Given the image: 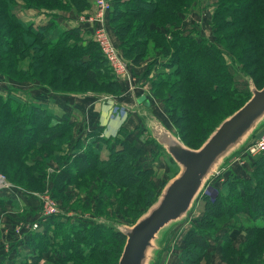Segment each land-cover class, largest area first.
Listing matches in <instances>:
<instances>
[{
    "label": "trees",
    "instance_id": "16d2710c",
    "mask_svg": "<svg viewBox=\"0 0 264 264\" xmlns=\"http://www.w3.org/2000/svg\"><path fill=\"white\" fill-rule=\"evenodd\" d=\"M19 2L37 11L71 9L81 13L90 8L91 0H0V79L7 86L10 80L37 83L51 94L63 97L68 94L108 96L121 92L113 69L88 34L80 27L62 29L52 20L42 25L24 22L13 12ZM113 2L109 24L113 36L120 42L123 57L136 67L151 55L156 56L155 62L162 69L152 84L156 92L163 89L170 96L164 102L172 118H184L190 124L194 131L193 138L186 136L190 141L170 130L190 149L198 148L224 118L250 98V80L257 89L264 86V81L260 83L257 78V74L264 78V0H210V7L215 11L209 22L215 40L202 37L198 25L188 27L184 21L183 17L194 9L197 0ZM122 19L127 23L121 24ZM243 51L248 57L243 56ZM191 59L196 60L199 68L187 62ZM24 61L28 65L21 68ZM250 67L252 70H247ZM232 70L248 78L247 89L240 88ZM70 82L72 86L64 88ZM98 88L101 90L97 91ZM13 90L8 86L5 94L0 93V173H4L8 182L25 192L40 190L46 159L51 156L56 164L51 175L53 196L63 194L73 185L88 198L83 205L77 204L78 209L91 213L89 200H92L94 179L100 189L111 194L99 196L92 208L94 217L77 224L58 221L61 220L58 216L36 218L38 229L25 232L13 245L16 251L20 246L25 247L22 259L4 254L0 264H44L43 261L46 264H117L126 240L118 227L100 221H112L111 199H117L118 210L125 219L115 226L132 225L155 203L168 180L178 172L177 166L168 155L165 162L170 167L169 178L157 189L152 180V167L137 163L147 153L136 140L130 141L126 136L105 139L100 137L103 128L96 126L90 131L91 142L84 144L69 115H60L43 102H22L11 94ZM262 133L263 130L257 129L252 139ZM147 134L149 142L162 149ZM103 150L107 151V157L101 155ZM249 164L250 174L238 177L229 172L225 182L215 188L217 195L204 197L206 210L199 222L186 231V247L180 250L178 264H210L215 248L221 249L223 264H264V206L261 205L264 203V153L254 156ZM125 176L134 184L118 183ZM20 181L26 182V187L20 186ZM4 191L8 190L0 191V208H5L6 201L18 207L15 198L5 200L8 194ZM200 194L199 198L203 196ZM215 204H220L221 209L213 210L209 216L207 209ZM237 213H245L253 220L259 218L262 224L237 227L239 232H245V241L235 250L228 234L230 230H224L228 218ZM232 222L237 223L234 219ZM220 232L222 235L217 236ZM113 239L117 240L114 249L109 245ZM108 249L113 255H109ZM188 251L196 252L195 261L186 262Z\"/></svg>",
    "mask_w": 264,
    "mask_h": 264
},
{
    "label": "rangeland",
    "instance_id": "374dc122",
    "mask_svg": "<svg viewBox=\"0 0 264 264\" xmlns=\"http://www.w3.org/2000/svg\"><path fill=\"white\" fill-rule=\"evenodd\" d=\"M97 0H91L90 8L81 12L76 13L71 9L68 10H48V11H37L28 9L22 2H19L16 4L14 9V14L18 19H21L24 22H31L35 25L44 24L45 22H49V20H52L57 24V27H66L67 29H71L72 26H79L83 28V31L85 34L89 35V39L93 40V32L98 27V24L95 22L88 23V22H82L81 24L80 17H86V18H95L98 14L97 12V6H96ZM110 3L108 13L106 14L105 20H104V26L107 27V30L109 33H111L113 42L115 44V47L118 51V54L122 57L123 61L126 63L127 67L130 71V80L125 79H116L120 82L121 85V92H118L116 94H109L107 98L108 103V111L113 116L114 119L119 120V125H121L114 134L108 136L104 135V129L102 130L100 137H103L105 139H112L113 137L124 138L126 136L127 139L130 141L136 140V143L138 146L142 147L147 153V155L142 156L137 161L138 165L141 164L143 167H152L154 170V176L152 177V180L155 182V185L157 186V189L161 188L164 183L167 182L170 174V167L167 166L165 160H167L168 155H166L165 152L162 151V149L158 148L156 145L151 144L148 140V134L146 132L147 127H149L148 122L150 121V117L154 116L156 119H158L161 124H163L166 128L169 130H172L174 132L181 133L184 137H194V131H192L190 128V124L184 121V118L177 119L176 117L172 118V115L169 114L167 108L165 107V99H169V95L164 91L163 89L161 91L156 92V88H154L152 84V80L158 76V70H161L160 65L155 62L156 56L151 55L149 58L145 59L143 62H141L140 65L132 66L128 60H126L123 57L122 52L119 49L120 42L116 40V38L113 36L112 27L109 24V16H110V9L114 6L113 0H108ZM211 2L210 0H197V2L193 5V8L191 12H189L187 15H185L183 18L184 21L187 23L188 27H191L192 25L197 26L201 29L200 35L202 37H208L211 40H215V36H213V31L211 30V24L209 22L210 18L212 17L213 12L215 11L213 7H210ZM122 23H127L126 19L121 20ZM76 24V25H75ZM120 24V23H119ZM61 27V28H62ZM111 37V36H110ZM244 50V49H243ZM246 51V50H245ZM245 51H243V56L248 57L247 54H244ZM190 65L197 66V62L194 59H191L187 61ZM28 65L27 61L21 62L20 67H26ZM151 67V71H150ZM199 68V66H197ZM150 71L148 74H146L147 71ZM249 71L252 70V67L250 69H247ZM206 72V70L203 71V73ZM256 73V72H255ZM232 74L234 79L238 82L240 85V88L246 87L247 77L243 75L242 72H239L238 70H232ZM257 74V73H256ZM255 74V75H256ZM264 74V73H262ZM82 75V74H81ZM74 78H77L75 76ZM257 78L259 79L260 83H263L264 78L262 76H259L257 74ZM4 82L2 79H0V93L5 94L6 90L8 89V86H11L14 90L11 92L14 97L21 100L22 102H42L46 101L50 104L52 103L54 106H59L60 99L58 95L48 94L47 99L44 98V95H46V92H40L37 89V83H32L33 86H36V90H34V87L32 89H26L27 90V96H26V90L25 86L22 84H31L27 82H15L10 80L8 83ZM72 86L71 82L66 84L64 88L68 89ZM41 89V87H39ZM45 91H49L46 88H42ZM65 89V90H66ZM81 89V88H80ZM43 90V91H44ZM88 90V89H86ZM89 90H92V88H89ZM101 89H97L99 91ZM43 93V94H42ZM146 96L147 99L145 102L139 104L137 102L139 96ZM65 96H71L70 94ZM87 97V95H85ZM96 98V96H94ZM103 98V96H100V98ZM50 98V101H49ZM163 98V99H161ZM97 99V98H96ZM104 99V98H103ZM44 103V102H43ZM45 103V104H47ZM56 108V107H54ZM59 109V107H58ZM56 108V111H58ZM136 109V110H134ZM64 111L68 112L70 111V106L66 105ZM171 115V116H170ZM175 116V114H174ZM112 118V119H113ZM260 130H263L264 134V124L260 126ZM192 137V138H193ZM187 140L190 141V138L186 137ZM257 138H249V140L246 142V145L248 143L253 142V140H256ZM92 139L88 137H84L82 139L83 143L86 144L88 142H91ZM195 145V143L193 144ZM84 147V146H83ZM264 151L257 152L255 154H249L246 153L244 150V147L237 153L228 158L225 163H223V166L218 170V174L211 177V181L204 187L202 190V195L198 202L196 203L195 207L193 208L186 220L176 223L173 226L170 227L168 231H165L161 235V240L158 242V245L160 248H162L161 252H159L157 262L155 264H178L179 263V254L181 253L180 250H184L186 245L184 241V236L186 231L189 228H192L193 225L199 222V219L203 216L204 211L206 208H204V197L209 196H216L218 191L215 189L219 186H221L225 182V177L229 172L235 173L238 175V177H241L243 173L250 174V161L251 159L258 155L262 154ZM103 157H107V151L103 150L102 154ZM42 157L45 159L46 156L42 155ZM51 156L47 157L46 161V167L44 169L45 175L42 177V185L43 187L40 190H30L32 193L37 194L38 196H42L45 199H50L52 203L59 208L61 211V214L58 215V221H63V223H70L73 222L77 224L80 220H84L85 218H92L91 214L92 208L97 205V200L99 196L103 197L105 195L111 194L109 191L101 188L100 185L97 183V179H94L93 181V192H92V200H89L91 213L83 212L79 210L77 207V204L80 203V205H83L84 200L88 201V198H84V193H79L78 190L73 186L70 185L66 191L63 194L54 195L52 194V183H51V175L56 169V164L54 161H51ZM40 160V159H39ZM3 173V172H2ZM0 173V176H2L7 182L4 173ZM118 178L116 176L115 180ZM9 183V182H8ZM20 186H25L26 182L20 181L18 182ZM122 185H129L134 184L133 180L129 179L127 176L123 178L122 181L118 182ZM10 184V183H9ZM29 186H33V183H28ZM264 186V185H263ZM18 187V186H17ZM26 187V186H25ZM34 187V186H33ZM21 191L15 190L14 188L9 189L7 192L4 191L8 196H11L13 198L17 199V196H21L18 198L20 200L21 204L24 206L21 210L20 202L18 203V207H14L15 204H13V208L8 210V208H0V221H3L2 223L4 225L0 226V250L5 251V255L14 256L13 258H18V260L22 259L23 254H25L26 249L25 247H19L14 250L13 247L11 248V244L13 243V240L16 241V235L20 236L21 234H24L27 231H32L31 226L33 224H39L37 221H34L36 218L38 219L40 216L41 209L43 208L44 200L33 198L29 194V191H24L20 187H18ZM101 191V192H100ZM21 194H18V193ZM117 191H115L116 193ZM67 199L68 202H67ZM22 200V201H21ZM34 202L32 205H25V202ZM112 206L111 210L109 211V216H111L112 221L109 220L110 223L102 221L107 226L112 227H118V225L115 226V223L120 222L124 223V215L118 210L117 206V199L112 198L110 202ZM264 206V203L261 204ZM220 204H215L212 207H209L207 209L208 215L210 216L213 210H219L221 208ZM20 210L18 211L17 210ZM232 219L236 220L237 223L234 224L232 222ZM230 220V221H229ZM226 221V220H225ZM227 226L225 227L226 230H230L228 232L229 236L233 239V246L232 249L238 250L241 246V244L245 241V232L242 230V232H239L238 228H241L243 226H256L262 224V221H260L259 218L251 219L248 217L245 213H237L235 215H232V217L228 218ZM239 221V222H238ZM238 227V228H237ZM30 228V229H29ZM207 226H203V229ZM209 228V227H208ZM210 229V228H209ZM19 233V234H18ZM239 234V236H237ZM221 236L222 232L218 233L217 236ZM52 236V235H50ZM228 236V235H227ZM23 237V235L20 236V238ZM219 238V237H218ZM117 240L113 239L112 242L109 244L112 249L117 245ZM125 242V241H124ZM160 250V249H159ZM221 249L215 248L213 251H215L214 256L212 258V261L210 264H223L221 259ZM191 251V249H190ZM185 254V260L189 263L191 260L195 261L197 256L195 255L196 252H190ZM195 251V250H193ZM18 254H15V253ZM20 252V254H19ZM109 255H113V251L108 249ZM15 254V255H14ZM157 255V254H156ZM264 259V257L262 258ZM187 262V263H188ZM44 264H46V261H43ZM200 264H204V262H200Z\"/></svg>",
    "mask_w": 264,
    "mask_h": 264
},
{
    "label": "water",
    "instance_id": "95a60500",
    "mask_svg": "<svg viewBox=\"0 0 264 264\" xmlns=\"http://www.w3.org/2000/svg\"><path fill=\"white\" fill-rule=\"evenodd\" d=\"M249 92L250 98L196 149L187 147L158 119L150 117V137L169 155L178 172L134 224L118 225L126 241L117 264H153L162 233L187 218L211 177L264 124V86L257 89L250 80ZM146 98L142 95L137 102L141 104Z\"/></svg>",
    "mask_w": 264,
    "mask_h": 264
},
{
    "label": "crops",
    "instance_id": "0c3cea01",
    "mask_svg": "<svg viewBox=\"0 0 264 264\" xmlns=\"http://www.w3.org/2000/svg\"><path fill=\"white\" fill-rule=\"evenodd\" d=\"M46 23V22H45ZM44 23V24H45ZM81 24H83L81 22ZM42 25V24H40ZM76 25V24H75ZM62 27V26H61ZM79 26H72V28H77ZM81 28V27H80ZM62 29H67L66 27H62ZM83 31V28H81ZM26 89H32L34 87V90H36V86H33V84H22ZM37 89L41 92H46V95H44V98L47 99L48 94H51L50 92L45 91L44 89H40L39 86H37ZM44 90V91H43ZM26 96H27V90H26ZM43 94V93H42ZM55 96V95H54ZM96 96V98L94 97ZM140 97V96H139ZM60 99V103L59 106H54L52 103L50 104L49 102L47 103L46 101H48V99L46 101H42L44 103H47L49 109L54 110L56 113L62 115V114H67L70 117V120L72 122L76 123V127L78 128V135L80 137V141L84 138V137H88L90 139H92V137L90 136V131L91 129L95 128L96 126H101L104 129V135H112L114 134V132H116L118 130V128L121 126L119 125V120L118 119H114L113 116H111V114L108 111V103L107 100L105 98H107V96H103V98H100V95H91V94H87V97H85V95H71V96H59L57 97ZM50 101V98H49ZM66 105L70 106V111L66 112L64 111ZM56 107L58 109V111H56ZM136 110V109H134ZM113 118V119H112ZM18 194H21L20 192ZM6 198H10V200L13 199V197L5 195ZM21 197V196H17V199ZM22 201V200H21ZM20 202V200H18V203ZM21 206V210L24 207L21 202L19 203ZM34 204V202L30 201V202H25V205H32ZM5 208H8V210L13 208V205L11 206L9 201L5 202ZM18 210V208H17ZM20 211V210H18ZM3 221H0V226L4 225L2 223ZM21 236V235H20ZM20 236L16 235V239L19 240ZM237 236H239V234H237ZM1 240V238H0ZM11 244V248L13 247V245L15 244V241L13 240V243H9ZM1 245V244H0ZM1 249V248H0ZM5 251L0 250V259L2 256H4Z\"/></svg>",
    "mask_w": 264,
    "mask_h": 264
},
{
    "label": "built area",
    "instance_id": "2783aa9c",
    "mask_svg": "<svg viewBox=\"0 0 264 264\" xmlns=\"http://www.w3.org/2000/svg\"><path fill=\"white\" fill-rule=\"evenodd\" d=\"M97 6V12L95 18H86V17H80L81 22H88L92 23L95 22L98 24V27L93 32V40L98 44L102 54H104V57L108 61L109 66L113 69V72L115 76L118 79H125L130 80V71L127 67L126 63L123 61L120 54H118V51L115 47V44L113 40H111L110 34L107 30V27L104 26V20L106 17V14L108 13L110 3L108 0H97L96 1ZM244 150L246 153L249 154H255L260 151H264V134L257 138L256 140H253V142L248 143V145L244 146ZM218 174V170L214 175ZM11 188H14L15 190L21 191L17 186H14L13 184H9L2 176H0V191L2 190H9ZM33 197H36L37 199L44 200L43 208L40 212V218H46V217H55L61 214V211L57 206H55L50 199H45L41 195L38 196L35 193H31ZM30 229V228H29ZM32 231L37 230V224H33L31 226ZM19 234V233H18ZM22 235V234H21Z\"/></svg>",
    "mask_w": 264,
    "mask_h": 264
}]
</instances>
